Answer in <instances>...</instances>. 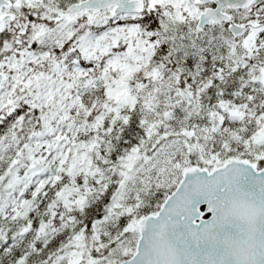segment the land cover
<instances>
[{
    "label": "snow or ice",
    "instance_id": "snow-or-ice-1",
    "mask_svg": "<svg viewBox=\"0 0 264 264\" xmlns=\"http://www.w3.org/2000/svg\"><path fill=\"white\" fill-rule=\"evenodd\" d=\"M0 264H264V0H0Z\"/></svg>",
    "mask_w": 264,
    "mask_h": 264
},
{
    "label": "water",
    "instance_id": "water-1",
    "mask_svg": "<svg viewBox=\"0 0 264 264\" xmlns=\"http://www.w3.org/2000/svg\"><path fill=\"white\" fill-rule=\"evenodd\" d=\"M203 207H206V206H202V208H203ZM205 218H210V214L206 215Z\"/></svg>",
    "mask_w": 264,
    "mask_h": 264
}]
</instances>
